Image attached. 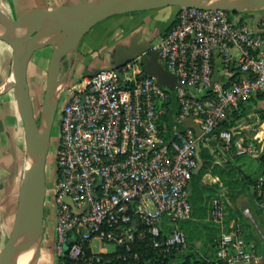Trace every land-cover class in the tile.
<instances>
[{
  "label": "built area",
  "instance_id": "obj_1",
  "mask_svg": "<svg viewBox=\"0 0 264 264\" xmlns=\"http://www.w3.org/2000/svg\"><path fill=\"white\" fill-rule=\"evenodd\" d=\"M151 45L177 77L173 91L180 108L171 127L166 119L171 90L154 75L140 76V56L60 88L46 158L55 256L82 259L89 249L91 263L113 264L100 255L105 251L92 250L93 239L124 249L116 257L123 260L140 257L132 251L137 241L165 255L181 254L188 242L180 222L193 215L190 180L199 165L198 145L215 142L238 156L264 152L259 137L219 127L228 113L264 93L262 33L228 10L179 6L173 26ZM218 60L225 79L217 77ZM190 116L198 130L180 128ZM253 192L261 197L264 215V174ZM228 204L226 194L219 192L207 210V219L220 227L215 264H264V234L250 207L242 215L258 238L247 239L238 215L226 223ZM212 259L207 256L201 264Z\"/></svg>",
  "mask_w": 264,
  "mask_h": 264
},
{
  "label": "water",
  "instance_id": "obj_2",
  "mask_svg": "<svg viewBox=\"0 0 264 264\" xmlns=\"http://www.w3.org/2000/svg\"><path fill=\"white\" fill-rule=\"evenodd\" d=\"M167 5L224 9L233 13H244L264 9V0H80L74 4H61L55 8H28L16 18L11 17L0 7V40L12 46L10 69L6 79L0 84V94L10 88L14 91L22 121L24 149L29 159L18 191L13 224L0 248V264L17 263L19 252L17 241L22 234L35 231L39 236L40 248L47 193L46 158L53 119L60 88L67 82L69 75L70 59L74 56L81 38L96 23L110 15ZM47 46L51 48V53L46 70L41 115L37 120L30 92L28 69L33 54ZM148 53H154L157 57L156 50L150 44L142 52L129 56L130 58L126 61L117 63L113 67L117 68L128 60L140 56L144 64V71L140 76L154 75L159 83L173 90L177 80L176 75L168 70L170 74L168 78L156 74L147 63ZM65 59H69L68 66L61 74ZM117 73L122 79L123 74L119 70ZM185 122L198 130L192 116ZM200 149L199 144L198 153ZM66 200L72 205L70 200Z\"/></svg>",
  "mask_w": 264,
  "mask_h": 264
},
{
  "label": "crops",
  "instance_id": "obj_3",
  "mask_svg": "<svg viewBox=\"0 0 264 264\" xmlns=\"http://www.w3.org/2000/svg\"><path fill=\"white\" fill-rule=\"evenodd\" d=\"M78 1L80 0H0V7L11 17L16 18L28 8H55L61 4H74ZM178 9L179 6L167 5L114 14L99 21L81 38L74 56L70 59L71 67L66 83H74L81 76L93 74L100 68L114 66L117 63L126 61L130 58L129 56L142 52L173 26ZM234 18L249 23L255 31L264 35V9L256 12L240 13ZM232 51L236 54L239 50L233 48ZM146 59L156 74L164 75L166 78L169 77V72L154 53H148ZM68 62L69 59H65L61 74L65 72ZM216 69L217 77L225 79L226 72L219 60L216 61ZM226 122L229 125L232 124L229 127L236 134L259 137L264 145V93L255 95L250 100L242 103L236 110L228 113ZM208 149L213 155L216 150H219L220 153H223L226 161L235 164L239 168V173L243 176L247 174H244L246 170L244 162L239 160L240 156H237L233 149L226 152L217 144L211 145ZM253 158L256 159L255 165L258 166V157ZM216 161L219 162V160ZM202 179L209 185L219 184L220 192L226 194V188L221 185L218 175L210 169L204 173ZM253 186L250 187L251 192H253ZM249 198L251 200L250 193ZM48 212L47 210L45 219L49 217L50 221L48 224L44 222L45 234L41 238L36 264L40 263L41 256L46 252V248H50L46 247V242L49 241L54 244V220ZM47 235L50 238L47 239ZM49 257L54 264L55 253L49 255Z\"/></svg>",
  "mask_w": 264,
  "mask_h": 264
},
{
  "label": "rangeland",
  "instance_id": "obj_4",
  "mask_svg": "<svg viewBox=\"0 0 264 264\" xmlns=\"http://www.w3.org/2000/svg\"><path fill=\"white\" fill-rule=\"evenodd\" d=\"M239 14L240 13H235L234 17H237ZM50 53L51 48L49 46L37 50L33 54L29 66V83L32 89H34L33 93L36 94L37 102L39 104L42 103V96L46 79V70ZM11 54L12 46L3 40H0V84L6 79L9 73ZM39 61L41 65L39 64ZM39 68L40 72H38ZM20 118L21 117L17 108L14 91L12 88H10L0 94V223L1 225H3L1 235L2 244L7 239L13 224V219L17 207V196L19 187L24 179L26 170L25 167L28 165L26 151L24 148L21 147L20 143V141L23 140V134L18 126L20 124ZM54 133L55 125L52 128V135H54ZM214 158L215 160H219V162L221 163L226 162L223 153H220L219 150H216L214 152ZM239 160L244 162V167L246 169L244 171V174H250L253 179L258 177L260 170L258 166L255 165V158L250 156H240ZM238 175L239 177L243 176V174L241 173H239ZM8 177L10 179H13H11L10 181ZM249 193L252 194L251 188H249V192L240 193L236 197V199L232 201L231 198L228 196V192L226 191L227 197L230 200L231 207H235L241 212L245 206H249L250 210H252V203L249 198ZM47 204L48 202L46 199L45 206L46 209H49V206ZM198 213L201 214L202 212L199 211ZM204 216L195 214L192 219L193 223H195L197 228L201 231V234L200 236L195 237V239L192 240V246L187 251V253L191 251H205L206 246L204 242L209 238V235H211L214 230L212 227V221L207 219L208 215L206 214ZM49 221V217H47V219H45L44 217V222H46V224H48ZM3 222L5 223V225ZM43 234H45L44 225L40 238L43 237ZM46 238L48 239L50 237L47 235ZM46 245V247L50 248H46V252L43 253V255L41 256L39 264H46L48 262L50 264H53L52 261H50L51 258L49 257V255L55 253L54 244L47 241ZM91 247L92 250L95 252H109L114 250L115 244L110 241L101 242L99 240L93 239L91 241Z\"/></svg>",
  "mask_w": 264,
  "mask_h": 264
},
{
  "label": "trees",
  "instance_id": "obj_5",
  "mask_svg": "<svg viewBox=\"0 0 264 264\" xmlns=\"http://www.w3.org/2000/svg\"><path fill=\"white\" fill-rule=\"evenodd\" d=\"M235 14V13H234ZM242 21V20H240ZM180 108L179 101L177 99L176 92L170 91V100H169V111L166 114V119L168 121V126L174 123L175 115L178 113ZM232 125V124H230ZM226 120L222 121L219 127H229L230 126ZM22 132V121L20 118V124L18 125ZM185 127H190L186 123V126L180 124L181 129H185ZM23 134V133H22ZM21 147L24 148V140L20 141ZM212 145H215V142H212ZM238 156V155H237ZM198 158L200 160V165L198 169L195 170L192 174V178L190 180V201L193 206V215L191 218L183 220L180 222V226L185 230L187 235L188 246L184 252L181 254H170L165 255L152 247L148 246L145 242H135L133 244L132 251H138L140 253V257L138 259H120L116 258L118 254L125 252L124 249L117 247L116 250L111 252H101L100 255L105 259L112 260L113 264H173L176 261V264H201L206 261V257H213L209 264H215L217 259L214 257L215 249H214V239L220 233V227L218 224L212 222L213 232L209 235V238L204 242L205 243V251L203 252H195L191 251L187 253V251L192 246L191 242L195 237L200 236L201 231L197 228L195 223H193L192 219L196 215H206L209 201L212 196L217 195L220 192L219 184L209 185L203 181L204 173L210 169L214 174H217L219 177V181L221 185L226 188L228 192V196L231 200H235L236 197L242 192H248L249 188L256 183V178H252L250 174H246L244 176L239 177V168L235 166V164L226 161L224 163L217 162L214 158L213 153H211L207 146L201 145V149L198 153ZM259 164L258 168L260 170V174H264V152L258 156ZM258 175V176H259ZM253 179V180H252ZM251 195V203H252V214L253 217L264 234V215L261 213V208L259 206V202L261 201V197H257L254 192ZM229 210V215L226 219V223H228L229 219L238 215L240 219L244 222L246 226V238H258L256 231L253 225L246 221L243 218L242 212L235 207H231V205H227ZM45 207V215L47 213ZM202 212L199 214L198 212ZM205 217V216H204ZM248 231V233H247ZM69 242H66L65 247H67ZM90 250L86 251V256L82 259H72L67 254H62L60 256L55 257L54 264H93L89 261ZM221 264V262H220Z\"/></svg>",
  "mask_w": 264,
  "mask_h": 264
},
{
  "label": "bare ground",
  "instance_id": "obj_6",
  "mask_svg": "<svg viewBox=\"0 0 264 264\" xmlns=\"http://www.w3.org/2000/svg\"><path fill=\"white\" fill-rule=\"evenodd\" d=\"M39 64H40V61H39ZM38 72H40V68H39ZM28 75H30L29 69H28ZM30 88H31V92L33 93L34 89H32L31 86H30ZM27 160H28V163H29V159L28 158H27ZM25 168L27 169V166ZM20 170H21V168H20ZM15 173H17V172H15ZM11 179H13V178H11ZM11 179L9 178L10 181H11ZM6 187H8V186H6ZM4 225H5V223H4ZM2 226L3 225H1V223H0V248L2 246V242H1ZM17 244H18V251L19 252H18L17 263L16 264H35L36 260H37V257H38V250H39V236L36 235V232L35 231H31V232H28V233L20 235L19 238H18Z\"/></svg>",
  "mask_w": 264,
  "mask_h": 264
},
{
  "label": "flooded vegetation",
  "instance_id": "obj_7",
  "mask_svg": "<svg viewBox=\"0 0 264 264\" xmlns=\"http://www.w3.org/2000/svg\"><path fill=\"white\" fill-rule=\"evenodd\" d=\"M44 90H45V86H44ZM30 92H31V88H30ZM43 95H44V92H43ZM31 96H32V101H33V106H34V111H35L36 119L39 120L40 119V115H41L42 103L39 104L37 102L36 94H33L31 92ZM42 101H43V96H42Z\"/></svg>",
  "mask_w": 264,
  "mask_h": 264
}]
</instances>
